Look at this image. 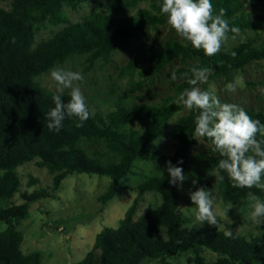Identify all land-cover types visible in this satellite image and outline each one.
<instances>
[{"label": "trees", "instance_id": "obj_1", "mask_svg": "<svg viewBox=\"0 0 264 264\" xmlns=\"http://www.w3.org/2000/svg\"><path fill=\"white\" fill-rule=\"evenodd\" d=\"M7 0H0L4 2ZM10 9H0V199H12L18 193L22 204H12L0 210V222L8 227L0 231V264H41L38 254H24L21 246L23 234L16 226L29 218L31 205L47 197L45 190L33 188L36 180H31L25 190L17 169L26 163L36 161L39 168H46L54 178L55 190L71 174L96 175L110 178L108 190L100 196L103 204L113 200L122 188L124 179L134 173L136 162L171 161L182 167L187 178L197 181L199 187L221 194L233 205L247 206L251 192L264 201V190L257 187H233V181L224 170H219L218 162L225 157L213 151L208 138H201L208 146L207 154H191L197 145L194 138L195 118L198 109L180 118L175 125L176 148L173 154L161 150L149 153L156 145L162 128L182 110V105L172 103L168 97L160 104H123L122 96L115 107L103 114L99 109L83 122L82 127L76 117L65 118L59 131L47 127V114L54 107L52 96L55 93L43 89L38 77L56 65L65 63L74 56L87 55L83 76L87 75L96 62L103 60L107 65L113 52L126 49L129 42L140 32L167 24V17L160 12L162 0H111L109 12H96L81 23L70 24L64 7L73 9L87 0H9ZM153 2L154 13L140 10L136 16L117 17L118 12L136 7L140 2ZM260 0H247L251 8L257 7ZM213 15L225 10L224 19L230 28L239 31L261 26L264 18L246 11L244 0H211ZM68 25L47 41L34 47L36 32L47 25ZM234 35L231 31L228 37ZM185 43L188 44L185 47ZM235 53V56L232 55ZM180 58L185 67L173 74L183 81L176 86V94L192 86L187 80L192 78V67L210 68L208 78L212 80L228 77L236 71L244 70L251 63L264 61V39L258 45L252 41L240 43L232 49H223L212 56L205 55L190 42L172 41L162 49L148 48L134 55L123 70L134 74L142 66L139 76L151 80L164 67ZM188 73L185 77L184 73ZM200 85V84H199ZM198 85V86H199ZM143 82H131L129 93L139 91ZM115 94V93H114ZM65 103L70 99L64 94ZM122 102V103H121ZM253 120L264 124L263 113H251L244 109ZM142 123L143 131H125L123 127L131 123ZM103 141L107 152H95L88 156L78 147L81 140ZM256 139L264 141V135L257 133ZM108 153L119 157L118 162L103 164L101 159ZM183 163L177 165V161ZM212 172L217 173L214 182L206 180ZM223 176V180L218 177ZM165 171L159 176H151L133 187L137 197L125 213L118 228H103L96 236L95 243L86 257L78 264H142L144 261H157L161 264L175 263L179 255L190 254L189 264H210L203 256L205 252L217 256L211 264H264V239L248 240L244 235L232 231L227 225L224 230L215 227H200L191 224L179 211L182 197L179 186L169 184ZM264 181V177H262ZM146 193H159L162 204L137 219L135 214L139 198ZM225 231L232 236L226 237Z\"/></svg>", "mask_w": 264, "mask_h": 264}, {"label": "rangeland", "instance_id": "obj_2", "mask_svg": "<svg viewBox=\"0 0 264 264\" xmlns=\"http://www.w3.org/2000/svg\"><path fill=\"white\" fill-rule=\"evenodd\" d=\"M244 2L247 3L246 11L248 13L256 16L261 15L264 18V0H260L254 9L251 8L247 0H244ZM10 5L9 0L0 2V9H10ZM110 6L111 0H87L75 10L73 7L65 6L64 12L70 24H75L83 22L96 12H109ZM144 9L154 13L153 2H140L136 7L118 12L114 16H136L140 10ZM67 26L65 24L60 26L47 25L37 31L34 47H37L42 41L51 39ZM263 39L264 23L254 29L239 31L238 34L229 36L220 50L232 49L247 41H252L255 45H258ZM181 40L182 38L176 34L168 23L162 26L150 27L133 38L126 49L113 52L107 65L104 64L103 60L97 61L93 69L84 76L83 81L75 82L81 87L86 97L90 113L94 115L100 109L103 114H106L117 103H120L119 96L124 99L123 104L128 106L142 103L160 104L168 97H173L172 103H174L178 96L175 88L183 80H173L172 75L178 68L186 66L180 58L164 67L151 80H145L139 76V71L145 69L146 66H142L134 74L124 71L123 67L134 55L142 53L148 48L162 49L168 42ZM87 57V55L74 56L55 67L82 73ZM34 80L43 89L55 93L56 85L51 80L49 71L35 77ZM131 82H143V87L139 91L129 93L128 89ZM229 83L236 85L234 92L226 90V85ZM199 87L204 91L214 89L222 103L236 104L251 113L264 114V61L251 63L244 70L236 71L228 77L216 80L208 78L207 82L200 84ZM68 91L65 90L64 94H68ZM192 110L186 109L182 105V110L169 121L167 126L162 128L161 134L156 140V145L150 147L149 153L161 150L166 154H173L177 145L173 137L176 122ZM143 129V124L137 122L123 127V130L128 132H142ZM78 147L90 157H93L95 152H107L103 141L83 139L79 142ZM208 150L209 146L200 139L197 140V145L190 152L193 155L207 154ZM118 160L117 155L108 153L106 157L101 159V162L107 164L118 162ZM35 162L26 163L16 170L23 180L22 189L27 188L28 190L30 179L36 180L34 187L29 188V192L34 189L45 190L47 197L33 203L29 211V218L25 219L16 228L23 234L24 240L21 246L23 253L26 255L38 254L41 264L80 263L92 249L97 234L103 228L116 229L119 227L125 213L137 197V192L132 190L133 187L148 177L159 176L167 171L166 164L163 162L137 161L134 173L124 179L122 188L118 191L116 197L103 204L99 198L108 190L110 178L71 174L63 180L61 187L55 190L54 178L57 173L52 174L46 168L37 167ZM3 174L4 171L0 170V175ZM216 178V172L206 176V180L209 182H214ZM192 180L193 178L188 177L182 186H179L182 197L179 211L186 219L191 221L192 225L200 227L217 226L221 230H224L227 225H231L233 232L244 235L248 240L264 239V222L255 223L250 218L253 210L251 201L247 206L233 205L226 202L221 194L213 192L216 225L197 222L193 216L195 205L191 201L189 193L200 187L197 183L193 185ZM162 202L163 199L161 201L155 193L144 194L139 198L134 218L137 219L142 214L152 211V206L157 209ZM22 203L23 200L20 193H18L12 199H0V210L8 208L12 204ZM230 205L232 208L228 210ZM7 227V222H0V231H4ZM203 256L210 264L217 259V256L210 252H205ZM189 257L190 254H182L174 259V262L189 264ZM142 264L161 263L146 260Z\"/></svg>", "mask_w": 264, "mask_h": 264}, {"label": "clouds", "instance_id": "obj_3", "mask_svg": "<svg viewBox=\"0 0 264 264\" xmlns=\"http://www.w3.org/2000/svg\"><path fill=\"white\" fill-rule=\"evenodd\" d=\"M211 0H162L161 14L166 15L167 23L184 41L190 42L196 49H202L205 55L212 56L218 53L222 44L228 39V33H239V29L229 26L225 10L213 15ZM234 38V37H233ZM188 46L187 43L184 45ZM235 56V53H232ZM210 68L192 67V78L187 83L192 87L179 93L174 103L182 104L186 109H198L199 115L195 118L194 138H208L213 151L225 157L218 162L217 172L224 170L233 181V187L252 188L264 190V141L256 139L257 133L264 135V124L253 120L240 106L231 103H222L215 90L204 91L198 86L206 83L211 73ZM50 78L55 82L56 90L52 96L54 107L47 114V127L50 131H59L65 118L76 117L82 127L83 122L90 117V111L81 87L75 82L83 81L84 76L78 71L55 67L49 70ZM187 77L188 73H184ZM175 74L172 79H175ZM68 91L70 99L64 102L62 96ZM226 90L234 92L236 85L229 83ZM177 161V165L182 164ZM166 170L170 177L169 184L182 186L187 179L182 167L166 162ZM223 180V176L218 177ZM197 181L192 180L195 185ZM190 199L195 205L193 216L199 223L207 222L216 225V213L212 190L204 187L190 192ZM162 201V195L157 193ZM251 201V220L255 223L264 222V201L249 192ZM151 205V204H150ZM152 206V205H151ZM148 207V206H146ZM145 207V208H146ZM153 210L155 208L152 206ZM232 208L230 205L228 210ZM226 237H231V231H225Z\"/></svg>", "mask_w": 264, "mask_h": 264}]
</instances>
